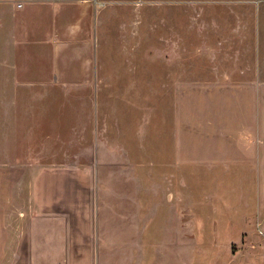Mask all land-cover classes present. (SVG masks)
<instances>
[{
	"label": "rangeland",
	"instance_id": "374dc122",
	"mask_svg": "<svg viewBox=\"0 0 264 264\" xmlns=\"http://www.w3.org/2000/svg\"><path fill=\"white\" fill-rule=\"evenodd\" d=\"M23 1L0 0V264H32L33 197L37 209L33 168L38 163L46 164L41 167V190L42 184L50 185L46 190L50 215L85 223L78 234L85 241L77 243L85 245L88 257L82 263V258L74 261L57 254L55 264H159L160 259L171 264L160 208L163 200L170 202V195L162 189L147 191L158 185L159 168L154 170L147 154L146 121L151 112L152 117L159 114L163 104L172 113L177 83L179 90L190 86L186 89L190 94L193 82L230 83L231 76L244 83L246 93L237 95L242 104L261 109V158L254 156L244 179L252 192L248 201L254 204V216L260 203L264 218V0H94L105 54L100 55L98 75L93 65L92 78L83 88L79 77L68 71L63 72L64 80L54 76L52 85L39 84L58 66L71 64L59 65L52 59L33 72L26 40L15 32L13 3ZM44 87L54 94L31 95ZM81 89L88 93L81 95ZM45 100L51 102L52 122L41 126L33 123V108L39 113V101ZM192 101L185 97L184 105L191 107ZM215 101L223 100L220 96ZM230 177H225L223 187L208 188L195 200L189 185L185 187L186 200L179 204L184 214L179 216H184L186 233L193 229L202 236L200 245L206 250L185 257L182 264H223L226 256L216 255L213 239L217 237L218 244L239 241L247 227L237 224L241 216L235 205L243 177ZM197 199L209 209L204 215L199 211V222L189 226L187 208ZM137 216L142 217L139 236L145 237L151 251L144 260L141 246L133 240L139 229L127 224ZM111 218L119 220L111 228L120 230L113 241L104 224ZM219 218L227 223H218ZM103 233L114 254L98 240ZM63 243L56 241L57 247Z\"/></svg>",
	"mask_w": 264,
	"mask_h": 264
},
{
	"label": "crops",
	"instance_id": "0c3cea01",
	"mask_svg": "<svg viewBox=\"0 0 264 264\" xmlns=\"http://www.w3.org/2000/svg\"><path fill=\"white\" fill-rule=\"evenodd\" d=\"M93 6L94 0H24L21 6L19 3H13L16 18L15 32L19 31L21 37L26 40L24 42L21 39L26 45V50L29 48L28 52L32 55L33 72L39 71L36 70L37 66L49 64L52 59L57 60L59 65L62 62L71 64L66 65L63 69L58 66V71L54 75L52 74L48 79H42V83H39L42 86L52 85L54 76H56L55 79H66V74L63 72L68 71L71 75L79 77L83 88L86 85L84 83L92 78L93 65L95 66V75H98L100 55L103 56L105 53L99 44V12L95 14ZM93 38L96 39L95 43H93ZM84 41L86 43H83ZM117 61H120L119 58ZM74 65H79V67H74ZM228 79L231 80L230 83L227 82L228 84L226 82L223 84L213 83L212 81L193 82L190 94H187L186 91L190 86L186 89L181 86L179 90V83H177L172 113L168 112V105L163 104L159 108V114L152 117L151 112L146 121V139H148L150 147L147 154L152 160L151 165L154 170L159 168L158 185L147 191L153 189L159 192L162 189L165 190V195H170V202L163 200L160 208L162 207V217L167 224L163 237L166 246L165 254L169 256L171 264H182L185 257H194L197 251L203 253L206 250L200 245L202 236H198L193 229L189 233L184 231L186 225L184 216H179V213L184 214V209L180 210L179 204L186 200L185 187L189 185L190 196L193 197L191 199L195 200L199 199V194L206 192L208 188L218 184L223 187L225 177L230 176L243 177L241 181L244 186L241 189L240 200L235 202L237 206L235 207L241 216L237 224L247 227L243 229L244 232L241 233L239 241H223L218 244L216 237L213 239L212 246L218 248H216L217 256H220V252L226 256V262L223 264H264V218L260 213V203L255 206L258 213L256 217L254 216V204L248 201L252 192H248L249 188L244 179L251 170L249 167L253 165L254 156L259 154L261 158L260 151L263 144L261 109L256 108L255 105L250 107L243 105L242 96L238 99L237 95L246 93L244 83L234 81L237 79H231V76ZM202 83L203 85H201ZM181 85L184 84L181 83ZM38 91L47 97L54 94L51 88L44 87L32 90L31 95L36 96ZM80 93L85 95L88 92L81 89ZM220 96L223 101L217 104L215 98ZM185 97L193 98L191 107L184 105ZM39 104H42L39 113L38 107L33 108V123L43 126L52 122V118L49 116L51 102L45 100L39 101ZM188 112H190V116H187ZM249 113H251L250 118L246 117V114ZM37 117L42 118L44 124L36 122L41 121ZM217 117L222 118L224 123H220ZM241 154H244L245 157ZM44 165L46 164L38 163L33 168V189L37 199V209L34 207L35 199L33 197L32 264H55V257L64 254L73 258L74 261L78 257L82 258L83 263L84 258L88 257V251L83 243L78 244L77 242L85 241V236L81 240L78 236L84 231L85 228L82 229L81 225L84 226L85 223L72 222L70 218L56 219L50 215V205L46 201V195L49 192L46 190L50 189V185L48 184L46 187L45 183L42 184L41 190V167ZM49 171L48 169L43 177L46 178ZM256 175L258 174L256 173ZM220 178L224 179L220 180ZM198 199L195 203L190 200V203L194 204L189 203L187 208L190 214V216L188 215L189 226L199 222V211H201V215H204L209 209L206 205H202L204 203L199 202ZM249 209H251L250 213H248ZM242 212H245L244 216H242ZM141 220L142 217L137 216L128 219L127 224L129 228L139 229L133 240H137L141 246L144 260L151 254V251H147L148 245L144 244L145 237L139 236ZM105 221L104 224L109 225L105 230L109 232L110 229L111 240L118 239L120 230L111 228V225L114 226L119 220L111 218ZM216 221L218 223L220 221L222 224L227 223L222 218ZM230 224L235 223L231 220ZM106 233H103L104 237L98 235V240H104L106 242L104 247H110L109 242L104 239ZM56 241L64 242L62 248L57 247ZM107 251L114 254L112 245ZM97 255L100 256V254ZM104 255L106 254L103 253L102 256ZM40 258H47V260L43 262ZM158 262H160L159 264L166 263L163 259Z\"/></svg>",
	"mask_w": 264,
	"mask_h": 264
},
{
	"label": "built area",
	"instance_id": "2783aa9c",
	"mask_svg": "<svg viewBox=\"0 0 264 264\" xmlns=\"http://www.w3.org/2000/svg\"><path fill=\"white\" fill-rule=\"evenodd\" d=\"M22 5V3H19V6H21ZM260 232H261V230H260Z\"/></svg>",
	"mask_w": 264,
	"mask_h": 264
}]
</instances>
